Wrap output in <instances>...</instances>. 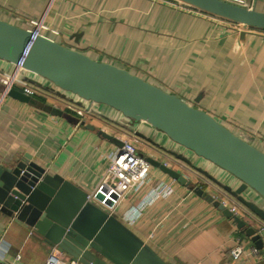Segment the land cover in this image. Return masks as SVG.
Listing matches in <instances>:
<instances>
[{
	"label": "crops",
	"instance_id": "crops-1",
	"mask_svg": "<svg viewBox=\"0 0 264 264\" xmlns=\"http://www.w3.org/2000/svg\"><path fill=\"white\" fill-rule=\"evenodd\" d=\"M42 17L57 31L46 32L47 36L178 95L264 151L263 30L243 29L173 0H0L2 20L32 28L30 20ZM13 68L0 60V70ZM39 97L45 107L2 95L0 84V162L29 154L31 161L50 173H58L91 193L109 165V154L118 147L99 131L118 139L130 135L139 154L177 170L190 185L150 165L145 183L125 194L115 210L117 216L125 221L128 209L156 191L154 200L128 225L168 263L264 264V257L249 253L256 244L245 233V227H252L264 248V199L252 188L146 122L130 123L106 105L70 94L64 98L42 91ZM89 105L96 112L83 117L77 114L75 108ZM156 143L186 156L217 182ZM223 186L238 191L248 206L263 216ZM195 187L206 196L196 193ZM213 201L229 210L234 207L233 214L245 227L237 228ZM236 244L244 249L239 259L230 255ZM49 251L32 229L0 212L1 263L44 264ZM63 260L68 262L65 257Z\"/></svg>",
	"mask_w": 264,
	"mask_h": 264
},
{
	"label": "water",
	"instance_id": "water-1",
	"mask_svg": "<svg viewBox=\"0 0 264 264\" xmlns=\"http://www.w3.org/2000/svg\"><path fill=\"white\" fill-rule=\"evenodd\" d=\"M173 1L236 23L243 29L264 31V10L257 7L264 5V0H253L250 7L229 0ZM33 32V27L24 28L0 19V60L16 65L22 59V67L30 74L24 76L29 83L59 97L66 98L70 94L91 104L106 105L130 123L146 122L264 199V151L231 131L212 114L128 69L93 59L46 34L33 37ZM34 76L49 85L43 86ZM7 94L21 102L45 107L19 89L11 88ZM133 133L144 136L140 132ZM99 134L121 145L120 139L101 130ZM156 146L217 182L186 156L157 143ZM145 158L164 174L183 185H190L189 179L177 170L153 157ZM223 188L263 216L260 210L248 206L238 191H231L227 186ZM194 190L200 195L206 194L199 187ZM88 194L62 175L50 173L31 161L29 154L0 162V212L32 229L49 250L56 247L63 257L77 264H170L115 212L111 213L96 202L95 199L103 198L100 192H96L95 197L88 198ZM213 202L237 228L245 227L240 217L219 202ZM245 233L258 248L262 247L252 227H245Z\"/></svg>",
	"mask_w": 264,
	"mask_h": 264
},
{
	"label": "built area",
	"instance_id": "built-area-1",
	"mask_svg": "<svg viewBox=\"0 0 264 264\" xmlns=\"http://www.w3.org/2000/svg\"><path fill=\"white\" fill-rule=\"evenodd\" d=\"M247 7L252 6L253 0H229ZM221 19V18H219ZM224 20V19H223ZM227 21V20H224ZM31 25L33 27V37L37 34H45L51 32L57 34V31L51 29L44 21V18L31 19ZM230 23V21H227ZM233 23V22H232ZM26 70L22 67V59L18 64L14 65L11 71L0 70V84L3 86L2 95H6L9 89L16 88L23 93L35 96L40 94L43 89H40L31 83H29L24 76ZM94 104V103H93ZM77 114L81 117L86 113H92L93 107L79 106L75 108ZM121 140V145L109 154V165L104 172L101 181L97 185L94 191L88 194L89 197H95L96 192H100L103 196L102 199H95L96 202L108 209L111 213L115 212L117 206L121 203L125 194L130 191H136L146 181L150 164L146 160L145 156L139 154L136 146V140L130 137H124ZM155 195H151L149 198L142 199L135 206L131 207L124 213V220L127 223H133L137 217L142 213L143 209L147 207L153 200ZM232 213L236 212V209L232 207L230 209ZM244 253L243 246L236 244L231 250L230 255L233 259H239ZM249 253L260 255L264 257V248H258L257 246H251ZM19 255L15 256L19 259ZM0 264H3L0 262ZM44 264H77L75 261L65 262L63 255L56 248L53 247L49 251Z\"/></svg>",
	"mask_w": 264,
	"mask_h": 264
},
{
	"label": "rangeland",
	"instance_id": "rangeland-1",
	"mask_svg": "<svg viewBox=\"0 0 264 264\" xmlns=\"http://www.w3.org/2000/svg\"><path fill=\"white\" fill-rule=\"evenodd\" d=\"M180 4H181V3H180ZM181 5H183V4H181ZM183 6H184V5H183ZM257 7H260L261 9L264 10V5H258ZM221 20H223V19H221ZM37 97H39V94H37V95L34 96V98L38 100ZM39 99H40V97H39ZM40 100H41V99H40ZM92 112H96V110L93 108V111H92ZM128 137L132 138L130 135H129Z\"/></svg>",
	"mask_w": 264,
	"mask_h": 264
}]
</instances>
